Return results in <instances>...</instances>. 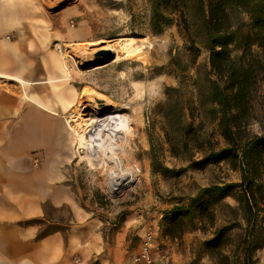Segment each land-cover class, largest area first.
Wrapping results in <instances>:
<instances>
[{
    "label": "rangeland",
    "instance_id": "obj_1",
    "mask_svg": "<svg viewBox=\"0 0 264 264\" xmlns=\"http://www.w3.org/2000/svg\"><path fill=\"white\" fill-rule=\"evenodd\" d=\"M36 1L49 19L54 16L53 23L56 13L62 15L60 26L46 22L42 27L54 35L51 48L74 76L79 100L63 117L64 151L53 161L63 164V180L87 212L107 222L122 221L129 212L160 214L187 204L204 188L240 182V157L227 154L220 163L210 157L230 145L218 128L219 111L212 95L218 76L210 65V48L217 39L210 37L206 26L216 25L225 42L229 41L232 60L245 54L243 64L250 63L249 59L254 63H250L254 78L247 86L248 112L235 135L240 154L254 139L264 138V70L256 67L264 51L252 45L254 37L248 40L264 1L245 0L241 9L234 7L236 0ZM154 9L162 15L159 33L152 27ZM76 28L84 30L88 40L72 39ZM128 39L137 45L126 44ZM115 43L126 44L125 53L93 68L100 46ZM58 44L67 53L64 58L56 49ZM147 62L151 68H146ZM223 82L224 90L227 81ZM86 92L101 100L102 106L111 107L114 116L129 119L115 133L122 137L114 146L108 145L104 154L79 148L78 130L83 123L94 126L98 110ZM74 123L79 129L73 130ZM114 150L122 166L114 167L109 161ZM250 171L258 186V209L252 223L248 225L236 202L237 192L221 202L203 196L190 215L181 218L183 230L196 231L189 236L191 264H243L245 238L253 248V264H264V147L252 152ZM116 177L126 181L116 185ZM51 217L65 224L69 213L62 210ZM54 228L62 226L45 223L39 233ZM215 230L223 232L219 247L204 252ZM160 238L165 236L161 233ZM137 245V238L131 237V246Z\"/></svg>",
    "mask_w": 264,
    "mask_h": 264
},
{
    "label": "crops",
    "instance_id": "obj_2",
    "mask_svg": "<svg viewBox=\"0 0 264 264\" xmlns=\"http://www.w3.org/2000/svg\"><path fill=\"white\" fill-rule=\"evenodd\" d=\"M46 15L36 0H0V264H142L133 258L147 232L155 236L149 254L156 264H189L196 231L178 242L162 239L158 212L107 222L64 182L63 164L53 160L64 151L63 117L79 99L74 76L51 48L54 35L42 27L60 26L62 15L54 23ZM71 38L88 35L76 28ZM62 210L65 224L51 217ZM32 220L62 228L37 240L40 226L25 225Z\"/></svg>",
    "mask_w": 264,
    "mask_h": 264
},
{
    "label": "trees",
    "instance_id": "obj_3",
    "mask_svg": "<svg viewBox=\"0 0 264 264\" xmlns=\"http://www.w3.org/2000/svg\"><path fill=\"white\" fill-rule=\"evenodd\" d=\"M243 1L245 0H236L234 7L241 9ZM258 1L261 3L264 0ZM161 17L162 15L158 14V12L154 9L152 14V27L156 33L161 31L159 26V19ZM164 25L167 26L168 24ZM253 26V28H255L253 30L254 33L249 35L248 40L251 39V36L254 37L255 39L253 40L252 45H256L264 51V6H262L257 18L254 20ZM206 28L210 32V37L212 39H217V43L211 45L210 48V65L216 76H218V80L213 82L212 95L216 103L215 105L219 111L218 128L220 134L228 145H230V148L223 149L221 152L212 154L210 157L214 163H220L225 160L224 155L235 153L233 157L236 159H239L240 157L241 161V180L238 183L213 185L211 187L204 188L200 190L196 196L190 198L187 201V204L174 205L171 210L164 212L161 221V228L164 229L165 227V230H162L161 233L165 236V238L176 241H180L184 233L187 232V230H183L181 228V218L190 215L191 209L196 206V204L201 203V198L203 196H209L213 199H218V202H221L232 196V193L237 192L238 200H236V202L240 206L248 225L255 219V211L258 209L256 192L258 186L255 183V180L250 177V160L253 151L258 150L260 147H264V138L254 139L250 144L243 147L240 154L238 150H236L235 146V135L240 129V120L247 115V108L250 104L247 94V86L250 80L254 78L251 77L252 69L250 65V63H254L252 59H249L250 63L246 62V64H243L242 59L245 54L232 60L229 56V50H227L229 41L225 42V36L220 33L219 28L216 25H212L210 27L206 26ZM256 30H258V32H256ZM250 45L251 42H248L247 48H249ZM256 65L258 69L264 70V52H262V60L257 62ZM223 81H227V86L224 90L221 86V83L224 84ZM42 224L45 223L41 220H32L25 223V225L36 226H41ZM167 224L169 228L166 227ZM48 225L52 226L53 223L49 222ZM56 231H59V228L47 230L42 233L38 232L37 240H41ZM222 234V231L215 230L213 238L205 243L204 252L217 249L219 247ZM252 252L253 248H250L248 245V239L245 238L243 264H253Z\"/></svg>",
    "mask_w": 264,
    "mask_h": 264
},
{
    "label": "bare ground",
    "instance_id": "obj_4",
    "mask_svg": "<svg viewBox=\"0 0 264 264\" xmlns=\"http://www.w3.org/2000/svg\"><path fill=\"white\" fill-rule=\"evenodd\" d=\"M120 40V39H119ZM129 40V39H128ZM140 41V40H139ZM112 42V41H111ZM145 42V41H144ZM146 43V42H145ZM117 43L113 44V45H104V46H100V48L98 49L99 51H110L114 54V58L118 59L120 56H122L125 51H124V46H126V44H133V45H137L136 41L133 40H129L128 43L124 44V45H116ZM141 44V43H139ZM132 45V46H133ZM143 45V44H142ZM148 45V44H147ZM141 46V45H140ZM139 46V47H140ZM131 47V45L129 46ZM56 48H60V45H56ZM141 48V47H140ZM97 49V48H95ZM94 49V50H95ZM93 50V51H94ZM97 50V51H98ZM133 50V49H132ZM135 50V49H134ZM130 51V50H129ZM131 53V52H130ZM139 53V52H138ZM60 54L65 57L67 55V53L65 52H60ZM143 54V52H142ZM145 54V52H144ZM130 55V54H128ZM140 55V54H139ZM86 56V55H85ZM136 56V55H135ZM145 56V55H144ZM130 57V56H129ZM140 58V57H139ZM143 60V59H142ZM142 62V61H141ZM108 64V63H107ZM86 71V70H85ZM84 95H86L85 97L88 99V101L95 105V108H97L98 110L95 111V115H96V120H94V126H91L90 124H84L83 122V128L79 129L78 128V124H73V130L79 129L78 131L81 133H78L80 136L79 139V148L81 149H87V150H92V151H96V152H101V153H105L108 145L110 146V144H112L113 146L117 143L118 139L122 137V135L116 136L115 133L116 131L124 124H128L129 119L128 117H119V116H114L112 114V108H108L105 105L102 106L101 104V100H99L96 96V98L93 97V95L90 92H86L84 93ZM93 107V105H92ZM113 107V106H112ZM77 108V107H76ZM79 110V109H78ZM78 113V112H77ZM95 117V116H94ZM73 118V117H72ZM72 120V119H69ZM75 121V119H74ZM88 121V120H87ZM92 122V123H93ZM72 123V122H71ZM70 123V125H71ZM81 123V124H82ZM71 128V130H72ZM77 131V132H78ZM76 132V131H75ZM76 132V133H77ZM77 134V135H78ZM112 149V148H111ZM115 149V148H114ZM119 154V153H118ZM119 156V155H118ZM109 161L114 165V167L117 166H122V161L120 158L117 157V155L115 154V150L113 151V153L109 156ZM120 175V174H119ZM117 176V175H116ZM111 177H115V176H111ZM124 177V176H123ZM114 183L116 185H121L123 184L126 180L122 179V177H116L115 179H113Z\"/></svg>",
    "mask_w": 264,
    "mask_h": 264
},
{
    "label": "built area",
    "instance_id": "obj_5",
    "mask_svg": "<svg viewBox=\"0 0 264 264\" xmlns=\"http://www.w3.org/2000/svg\"><path fill=\"white\" fill-rule=\"evenodd\" d=\"M57 49V48H56ZM59 53L61 52L60 48L57 49ZM154 242V235L152 232H147L141 245H142V251L133 258L134 263H142V264H156L150 254H149V248Z\"/></svg>",
    "mask_w": 264,
    "mask_h": 264
},
{
    "label": "water",
    "instance_id": "obj_6",
    "mask_svg": "<svg viewBox=\"0 0 264 264\" xmlns=\"http://www.w3.org/2000/svg\"><path fill=\"white\" fill-rule=\"evenodd\" d=\"M94 59L97 61V63L93 68H100L106 65L108 62L113 61L115 58L114 54L110 51H99L94 54ZM146 68H151V64L149 62H147Z\"/></svg>",
    "mask_w": 264,
    "mask_h": 264
}]
</instances>
